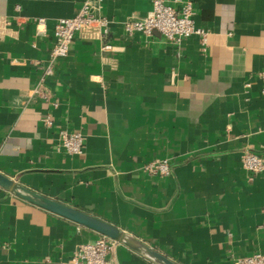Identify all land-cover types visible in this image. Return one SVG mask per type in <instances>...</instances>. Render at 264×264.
<instances>
[{
  "label": "crops",
  "instance_id": "1",
  "mask_svg": "<svg viewBox=\"0 0 264 264\" xmlns=\"http://www.w3.org/2000/svg\"><path fill=\"white\" fill-rule=\"evenodd\" d=\"M84 1L0 0V172L178 264L264 255V175L241 162L245 151L264 158V0H181L209 31L206 51L197 36L125 33L154 0H104L111 51L77 37L42 81L56 22ZM61 131L84 135L83 155L65 152ZM156 159L171 176L143 172ZM100 237L0 188V264H59ZM108 260L154 264L121 244Z\"/></svg>",
  "mask_w": 264,
  "mask_h": 264
},
{
  "label": "built area",
  "instance_id": "2",
  "mask_svg": "<svg viewBox=\"0 0 264 264\" xmlns=\"http://www.w3.org/2000/svg\"><path fill=\"white\" fill-rule=\"evenodd\" d=\"M104 0H85L79 12L72 18L59 19L54 26V45L49 52L46 63H38L43 69V79L54 75V69L58 60L66 58L70 46L77 38L98 39L104 42L103 50L111 51V45L106 42L111 30V20L100 13ZM180 3L176 8L165 0H154L152 11L144 18L127 17L122 22V28L128 35L135 33L151 37L158 32L167 42L180 45L183 41L197 36L203 51L207 50L209 31L197 25L193 4L189 1ZM40 20L39 22H41ZM257 78L262 84L261 94L264 97V70L257 73ZM251 83L246 87L250 88ZM34 94L48 101V95L40 87L34 90ZM46 126L51 127L53 122L48 115L43 119ZM61 146L69 155L81 156L85 151V137L81 132L61 131ZM241 162L246 171L252 175H264V158L245 151L241 155ZM143 172L152 177H169L172 167L168 159H156L143 166ZM120 244L107 237L78 246L72 255L59 262V264H110L109 256ZM235 264H264V255L255 253L251 256L241 257Z\"/></svg>",
  "mask_w": 264,
  "mask_h": 264
},
{
  "label": "water",
  "instance_id": "3",
  "mask_svg": "<svg viewBox=\"0 0 264 264\" xmlns=\"http://www.w3.org/2000/svg\"><path fill=\"white\" fill-rule=\"evenodd\" d=\"M0 188L32 205L92 230L102 237L115 240L119 244L145 257L154 264H178L150 245L126 233L117 226L76 207L33 191L1 172Z\"/></svg>",
  "mask_w": 264,
  "mask_h": 264
}]
</instances>
